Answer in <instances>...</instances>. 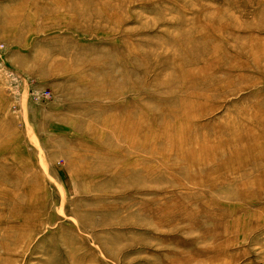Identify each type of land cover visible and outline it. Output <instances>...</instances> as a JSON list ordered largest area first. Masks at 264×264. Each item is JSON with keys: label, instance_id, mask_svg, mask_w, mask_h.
<instances>
[{"label": "rangeland", "instance_id": "rangeland-1", "mask_svg": "<svg viewBox=\"0 0 264 264\" xmlns=\"http://www.w3.org/2000/svg\"><path fill=\"white\" fill-rule=\"evenodd\" d=\"M0 264H264V0H0Z\"/></svg>", "mask_w": 264, "mask_h": 264}]
</instances>
